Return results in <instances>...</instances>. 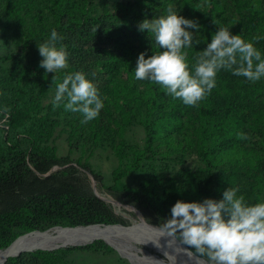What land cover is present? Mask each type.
Returning <instances> with one entry per match:
<instances>
[{
	"label": "rangeland",
	"instance_id": "rangeland-1",
	"mask_svg": "<svg viewBox=\"0 0 264 264\" xmlns=\"http://www.w3.org/2000/svg\"><path fill=\"white\" fill-rule=\"evenodd\" d=\"M78 2H80L79 7H76ZM89 2L83 7L81 1L70 0V7L61 12L65 5L62 6L61 11L58 8L51 11L48 9L49 6H46L49 5V0H0V57L10 56L8 59L0 60V79L5 81V85L15 86L17 78L15 73L20 70V67L14 65L16 57L21 56L24 62L30 56L42 60L38 46L50 38L53 29L62 37V40L57 41V46L62 44L69 54L67 68L57 70L55 73L46 72L41 68L42 79L37 85L32 86L30 82L22 81L24 93L18 106L28 112L22 124L16 127L10 126L8 107H0V144L5 148L7 144L20 143L21 148L27 152L37 147L56 157L67 156L72 164L78 166L88 164L103 176V187H96L103 196L119 201L131 199L146 208L150 219L160 221L159 218H155L156 209L151 201L144 197L145 193L153 189L161 194L170 183L189 190V174L205 164L197 154L196 148L191 147L183 153H166L163 144L156 148L154 154L147 153L145 156L149 155L148 157L143 156L138 163L135 162L134 152L142 150L145 146V129L142 121L145 118L155 119L165 112L162 107L157 106L149 109L145 100L135 103L132 95H129L128 87L125 91H122V86L114 87L108 80L107 70L102 66L101 60L112 54L128 59L133 52L132 55L135 58H138L141 52L146 56L150 50L146 47L156 43L153 34L148 33L145 37V33L139 30L138 25L136 27L132 24L128 29L135 34L130 35L128 39L131 48L125 55L126 52L119 51L115 43L109 39V30L124 27V22L127 21L122 14L128 7L152 8L146 14L154 19L165 15L167 6L171 4L178 15L199 24V30L188 29L193 33L191 48L194 50L193 57L196 60L219 27V25L214 26L211 34L205 33L200 18L196 17L198 11L202 14L207 13L215 2L223 8L224 14L229 19L228 25L224 27L229 28L232 34L241 35L245 24L252 16L253 9L260 16H264V0H247L246 2L201 0L198 6H195L192 0H89ZM52 12L56 14L61 12L58 23ZM96 18H99L98 22L95 21ZM253 32L264 33V20L261 22L260 29ZM76 71L84 72L86 78L96 84L103 102V108L98 117L87 123H81L82 114L65 111L64 102H61L59 107L53 105L58 83L62 82L65 75ZM128 75L123 73V80H130L131 77ZM145 83L146 80L134 78L136 90H142ZM255 83L260 86V89L252 94L249 107L255 105L261 109L264 108V77ZM32 92L36 98H33ZM236 100L239 101L240 98L236 97ZM175 102L178 103L179 100ZM125 109L129 112L125 113ZM120 113L122 117H128L126 124L120 125ZM164 122L163 124H166L165 118ZM98 126H102V136L99 139H93L92 133L98 131ZM243 127L244 133L250 138L241 139L240 143L243 146L246 144L255 146L257 149L255 153L263 156V160L257 163L262 183L255 185L254 170L257 167H247L250 165L249 162L245 163L243 171L230 175H226L221 166H218L215 174L221 182L218 187L213 183V193L205 198L219 200L218 197L216 198L214 187L218 194L220 191L222 195L226 188H238V196L247 197L250 194L249 198L245 199L247 203L264 201V118L251 119L249 123L243 124ZM176 137L179 138L178 133ZM121 141L123 143L118 149L117 146ZM62 166L64 165L54 164L52 168L57 169ZM87 173L89 176L88 171ZM115 173L120 174L121 183L138 189L141 193L130 195L119 187H115L113 191L108 189V186L114 184ZM219 174L223 175L222 178H219ZM122 203L128 207L135 206L130 202ZM174 203L172 200L171 204L174 205ZM111 206L116 216L125 221V225L135 221L137 215L133 210L113 203ZM16 231L0 235V241ZM105 242L98 240L92 244V248H83L85 244L83 246L66 245L53 252L58 264H132L117 249Z\"/></svg>",
	"mask_w": 264,
	"mask_h": 264
},
{
	"label": "trees",
	"instance_id": "trees-1",
	"mask_svg": "<svg viewBox=\"0 0 264 264\" xmlns=\"http://www.w3.org/2000/svg\"><path fill=\"white\" fill-rule=\"evenodd\" d=\"M79 1L82 2L83 7L90 3L89 0ZM211 1L213 2V0ZM236 1L246 2L247 0ZM200 2L201 0H192L195 6H198ZM79 4L80 2L76 7H79ZM63 5L65 8L61 11ZM70 5V0H49V5L46 6H49L48 9L51 11L58 8L63 12ZM212 5L207 13L202 14L200 11L196 13V17L200 18L201 26L207 34L212 33L214 26L224 27L229 22L223 8L215 2ZM150 9L152 8L141 9L133 6L126 8L122 14L127 21L124 22V27L120 26L115 27L116 30H109V39L115 43L119 51L126 52L125 55L131 48L128 39L130 35L135 34L128 28L132 24L137 27L144 19L151 20V16L146 14ZM251 9L253 8L251 7ZM61 12L58 14L52 12L57 23ZM263 20L264 16H260L253 9L252 16L240 35L246 41H251L261 52L262 57H264V33H254L253 31L260 29ZM95 21L98 22L99 18H96ZM143 33H145V37L148 34L146 31ZM254 36H260L261 39L258 42L254 41L252 39ZM146 48L150 50L145 58L152 55V52L162 50L157 44ZM183 51L187 54V62L189 68L192 69L195 64L194 50L188 47ZM133 53L128 59L112 54L103 58L101 63L107 70L109 82L114 87L122 86V91L128 87L129 95H132V100L135 103L145 100L149 109L157 106L162 107L165 112L155 119L145 118L142 121L145 129V146L142 150L134 152L135 162L138 163L147 153L154 154L156 148L163 144L166 153H183L190 150L191 147L196 148L197 154L205 164L189 174V190L170 183L161 194L153 189L145 193L144 197L151 201L156 209L155 218H159L160 221L150 219L143 205H139L131 199L120 200L124 203H133L147 221L161 224L170 218L172 200L173 202L177 200L201 202L213 193V183L218 187L221 182L215 174L218 166H221L226 175L243 171L242 168L245 167L246 162L250 163L247 167H257V163L263 160V156L255 153L257 151L255 146L249 144L243 146L237 134L244 133L243 124L249 123L251 119L264 118V108L260 109L255 105L249 107L252 94L259 91L260 86L244 77L235 76L231 70L226 69L218 71L215 88L196 106L185 105L180 100L176 103L160 86L148 80L142 90H136L134 68L137 58L132 55ZM9 57H0V60ZM39 64L40 60L35 56L28 57L26 62L21 56H18L14 60V65L20 67V70L15 73L17 75L15 86L9 87L4 84L5 81L0 79V107H8L9 124L12 127L22 124L28 116V112L18 106L24 93L21 83L27 81L33 86L41 82L42 72ZM123 73L129 74L128 77L131 79L123 80ZM32 95H34L33 98H36L34 92ZM236 97L240 100L237 101ZM124 112L128 113L129 110L125 109ZM164 118L166 124H163ZM128 120V117H122L120 113V125L126 124L125 121ZM101 129L102 126H98V131L92 133L91 138L99 139L102 136ZM175 132L178 133L179 138L176 137L177 133ZM122 143L123 141L119 142L118 149ZM54 164L64 166L46 174ZM259 170L258 167L254 170L256 173L254 174L255 185L262 183ZM87 171L94 177L96 187H103V176L88 164L78 166L72 164L67 156L56 157L37 147H33L27 152L21 148L20 143L7 144L5 148L0 144V235L17 230L13 235L0 241V250L20 234L31 230H45L57 225L75 226L92 223L106 225L112 222L125 224V221L113 212L111 202L96 196ZM222 176L219 174V178ZM113 180L114 184L108 186V189L112 191L115 187H119L130 195L141 193L140 190L121 183L119 173L113 175ZM216 187H214L216 198L218 197L220 200L222 192L219 191L218 194ZM249 196L250 194L244 197L246 199ZM98 240L102 241L103 239H96L85 244L83 248H92V244ZM53 251L43 249L24 251L17 256L9 257L3 264H58Z\"/></svg>",
	"mask_w": 264,
	"mask_h": 264
},
{
	"label": "clouds",
	"instance_id": "clouds-1",
	"mask_svg": "<svg viewBox=\"0 0 264 264\" xmlns=\"http://www.w3.org/2000/svg\"><path fill=\"white\" fill-rule=\"evenodd\" d=\"M140 31L154 35L159 49L145 58L141 52L134 68L136 80H148L160 86L167 95L185 105L196 106L216 86L219 70H231L233 75L255 82L264 77V57L251 41L233 35L229 28L218 27L211 41L199 54L192 69L183 49L192 47L193 33L199 24L178 15L171 4L166 14L138 25ZM259 41L260 36H254ZM55 29L50 38L38 46L42 57L39 66L46 72L68 67V52ZM66 101V102H65ZM64 102V110L80 113L81 123L98 117L103 102L96 84L82 71L64 76L58 83L54 107ZM239 139H249L245 133ZM238 188H226L222 199L205 198L201 202L177 200L170 218L154 228L170 242L188 246L184 250L203 258L204 264H264V201L249 204ZM167 253H165V256ZM171 262L175 257L167 255Z\"/></svg>",
	"mask_w": 264,
	"mask_h": 264
},
{
	"label": "bare ground",
	"instance_id": "bare-ground-1",
	"mask_svg": "<svg viewBox=\"0 0 264 264\" xmlns=\"http://www.w3.org/2000/svg\"><path fill=\"white\" fill-rule=\"evenodd\" d=\"M98 194L102 195L100 192ZM106 197L114 205L133 210L131 206L128 207L118 199ZM57 226L20 234L0 250V264L24 251L55 250L66 245L87 244L97 238L109 243L132 264H173L167 259V255L175 257L174 264H204L194 258L190 252H186L179 241L169 243L171 237H159L158 231L152 228L158 225L147 222L140 214L128 225L118 222L106 225L89 224L74 228Z\"/></svg>",
	"mask_w": 264,
	"mask_h": 264
},
{
	"label": "water",
	"instance_id": "water-1",
	"mask_svg": "<svg viewBox=\"0 0 264 264\" xmlns=\"http://www.w3.org/2000/svg\"><path fill=\"white\" fill-rule=\"evenodd\" d=\"M55 168H56V167L52 168V169L49 170L46 174H50ZM89 176L91 177L93 191H94V193L96 194V196L100 197L101 199H103V200H105V201H108V202H111V203H112V201H111L109 198H107V197H105V196H103V195L98 194V192H97V188H96V186H95V179H94V177L91 175V173H89ZM130 206H132V208H133L134 212L136 213V215H139V214H140V215H143L142 212H141L138 208H136V207L133 206V205H130ZM92 224H100V223H92ZM86 225H89V224H86ZM59 226L67 227V228H74V227H78V226H82V225H75V226L59 225ZM183 247H184V248H187L188 246L183 245ZM192 255H193V257L196 258L198 261L204 263L203 258H200V257L196 256L195 254H192ZM205 264H206V262H205Z\"/></svg>",
	"mask_w": 264,
	"mask_h": 264
}]
</instances>
